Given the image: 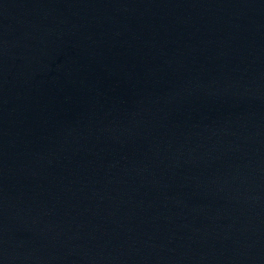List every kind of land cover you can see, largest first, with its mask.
<instances>
[{"label": "water", "instance_id": "water-1", "mask_svg": "<svg viewBox=\"0 0 264 264\" xmlns=\"http://www.w3.org/2000/svg\"><path fill=\"white\" fill-rule=\"evenodd\" d=\"M0 264H264V0H0Z\"/></svg>", "mask_w": 264, "mask_h": 264}]
</instances>
